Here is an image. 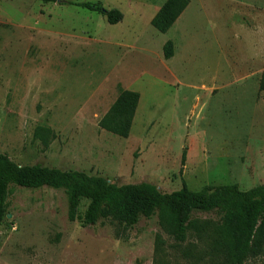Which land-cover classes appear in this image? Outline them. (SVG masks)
Listing matches in <instances>:
<instances>
[{
  "label": "rangeland",
  "instance_id": "obj_1",
  "mask_svg": "<svg viewBox=\"0 0 264 264\" xmlns=\"http://www.w3.org/2000/svg\"><path fill=\"white\" fill-rule=\"evenodd\" d=\"M83 2L122 19L110 25L68 4ZM163 2L0 0V153L162 193L182 182L191 191L264 185V0H189L162 34L150 21ZM118 88L140 96L125 139L98 127ZM36 126L55 134L46 150L32 139ZM6 204L0 264H216L223 256L192 236L177 251L156 216L132 228L69 222L62 190L12 186Z\"/></svg>",
  "mask_w": 264,
  "mask_h": 264
},
{
  "label": "trees",
  "instance_id": "obj_2",
  "mask_svg": "<svg viewBox=\"0 0 264 264\" xmlns=\"http://www.w3.org/2000/svg\"><path fill=\"white\" fill-rule=\"evenodd\" d=\"M68 4L99 14L110 25L122 19L116 9L106 10L87 2ZM188 4L189 0H164L150 25L157 32L166 33ZM172 56L173 45L167 41L163 58L169 60ZM258 90L264 92V63ZM139 98L138 92L118 88L116 99L100 118L98 127L113 136L127 138ZM32 139L46 150L55 134L48 127L36 126ZM12 186L62 190L66 196L67 220L81 226L114 221L132 228L141 218L156 216L159 228L172 239L177 251L192 236L198 244L223 255L216 264H246L257 258H263L264 264V185L247 191H241L237 185L205 186L191 191L182 182L179 190L162 193L148 183L118 186L80 171L19 165L0 153V226L8 214L6 200ZM83 201L86 206L80 212ZM193 214H215L218 219L216 222L195 219Z\"/></svg>",
  "mask_w": 264,
  "mask_h": 264
},
{
  "label": "crops",
  "instance_id": "obj_3",
  "mask_svg": "<svg viewBox=\"0 0 264 264\" xmlns=\"http://www.w3.org/2000/svg\"><path fill=\"white\" fill-rule=\"evenodd\" d=\"M259 186V185H258ZM256 187V186H255ZM239 189H240V187H238ZM251 188H254V187H251ZM251 188H248V189H246V190H244V189H240L241 191H247V190H249V189H251Z\"/></svg>",
  "mask_w": 264,
  "mask_h": 264
},
{
  "label": "water",
  "instance_id": "obj_4",
  "mask_svg": "<svg viewBox=\"0 0 264 264\" xmlns=\"http://www.w3.org/2000/svg\"><path fill=\"white\" fill-rule=\"evenodd\" d=\"M9 216V215H8Z\"/></svg>",
  "mask_w": 264,
  "mask_h": 264
}]
</instances>
